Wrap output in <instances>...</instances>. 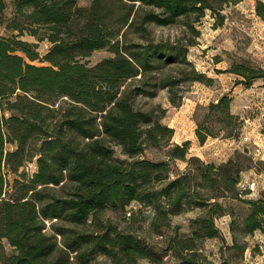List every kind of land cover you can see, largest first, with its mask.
Here are the masks:
<instances>
[{
	"label": "trees",
	"instance_id": "obj_1",
	"mask_svg": "<svg viewBox=\"0 0 264 264\" xmlns=\"http://www.w3.org/2000/svg\"><path fill=\"white\" fill-rule=\"evenodd\" d=\"M80 1L0 0V25L14 33L0 37V264H88L97 255L110 264H163L134 234L103 221L106 211L134 203L153 209L158 233L173 216L202 209L192 236L170 239L166 251L178 264H218L203 254L202 242L222 237L220 200L239 199L241 170H234V160L216 166L191 156L189 141L172 143L175 130L162 123L167 110L143 111L137 101L167 90L170 104L180 108L185 84L214 83L188 60L195 42H153L149 25L199 22L208 10L220 13L244 0ZM256 11L264 21L261 0ZM132 32L146 44H128ZM45 42L50 47L42 56ZM103 49L113 56L95 65L84 61ZM231 73L246 87L264 80V68L234 65ZM232 102L222 97L210 111L242 124ZM196 137L204 145L214 135L199 124ZM113 147L128 159L117 160ZM150 148L171 149L168 160L141 158ZM172 161L186 162V171L173 176ZM30 163L37 166L31 175L21 171ZM246 203L243 232L264 233V193Z\"/></svg>",
	"mask_w": 264,
	"mask_h": 264
},
{
	"label": "rangeland",
	"instance_id": "obj_2",
	"mask_svg": "<svg viewBox=\"0 0 264 264\" xmlns=\"http://www.w3.org/2000/svg\"><path fill=\"white\" fill-rule=\"evenodd\" d=\"M90 2L91 0H81L80 5L88 6ZM256 5L257 0H244L237 5L225 6L220 13L208 10L199 22H194L196 17H192L170 27L148 26L149 39L153 42H169L176 46H188L195 42L194 46L189 47L188 60L199 73L213 79L214 83L211 86L199 82L185 84V98L180 108L170 104L167 90L160 91L156 98H139L137 108L143 111L157 107L166 109L167 114L162 123L175 130L173 144L183 145L184 140L197 138L196 130L202 124L214 137H209L202 147L190 145V151L193 149L190 155L216 166L234 160V170H241L239 199L225 197L220 200L224 215L217 217L216 226L222 232V237L202 242L203 254L218 264H264V233L256 231L248 235L243 232V222L249 214V205L246 202L258 201L264 193V80L255 81L250 87H246L241 76L231 73L234 65L264 68V21L257 15ZM11 16L9 11L7 17ZM185 22L194 24L193 27L200 32V36L197 37L192 27ZM13 34L6 30L5 24L0 25V37H11ZM128 38V44H146L136 33L132 32ZM23 40L37 42L35 38L28 36ZM49 47V43H41L40 54L44 56ZM112 56L109 49H103L84 61L95 65ZM33 64L47 65L39 61ZM222 97L235 101V112L239 114L233 111V102L230 110L233 115L243 120L242 124L221 121L218 114L210 111L211 104H217ZM246 137L249 138L248 142L245 141ZM113 148L117 160L128 159L120 147ZM170 150L150 148L141 158L157 162L167 161ZM170 165L173 176L182 174L187 169V163L183 161H172ZM21 171L33 174L37 171L36 163L27 164ZM8 179L13 184L15 175L8 173ZM202 212L200 208H192L181 215L173 216L171 225L161 228L159 233L153 226V209L138 203L127 207L125 211H106L103 221L105 224L112 223L121 231L134 234L163 257V264H178L177 259L167 254L168 242L174 237H191L195 231L192 223L202 216ZM47 225L51 233V223L48 222ZM61 240L59 237V241ZM199 243L201 244V240ZM5 246L12 253L6 242ZM74 256L75 254L72 255L73 258ZM88 264L110 262L97 255ZM137 264L153 263L144 259Z\"/></svg>",
	"mask_w": 264,
	"mask_h": 264
},
{
	"label": "crops",
	"instance_id": "obj_3",
	"mask_svg": "<svg viewBox=\"0 0 264 264\" xmlns=\"http://www.w3.org/2000/svg\"><path fill=\"white\" fill-rule=\"evenodd\" d=\"M262 1H264V0H262ZM232 107H233V111L235 112V109H237V106H236V104H235V101L233 102V105H232ZM235 113H237V114H239V112H235ZM241 115V114H240ZM175 134H176V132H175ZM185 142L186 141H189L190 143H191V146L193 145V147L195 146V145H198V146H200V147H202V146H204V145H201L200 143H199V140H197V138H195L194 140L193 139H190V140H184ZM193 151V149L190 151V152H192ZM196 156H198V155H196Z\"/></svg>",
	"mask_w": 264,
	"mask_h": 264
},
{
	"label": "built area",
	"instance_id": "obj_4",
	"mask_svg": "<svg viewBox=\"0 0 264 264\" xmlns=\"http://www.w3.org/2000/svg\"><path fill=\"white\" fill-rule=\"evenodd\" d=\"M245 141H247V142H248V141H249V138H248V137H246V138H245ZM259 153H261V152L259 151Z\"/></svg>",
	"mask_w": 264,
	"mask_h": 264
}]
</instances>
